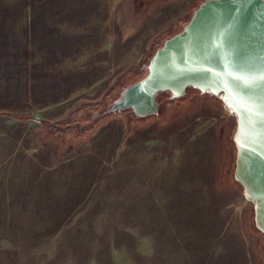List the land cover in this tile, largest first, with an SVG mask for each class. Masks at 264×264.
<instances>
[{"label": "rangeland", "instance_id": "374dc122", "mask_svg": "<svg viewBox=\"0 0 264 264\" xmlns=\"http://www.w3.org/2000/svg\"><path fill=\"white\" fill-rule=\"evenodd\" d=\"M204 1L0 0V264H264L221 103L108 112Z\"/></svg>", "mask_w": 264, "mask_h": 264}, {"label": "water", "instance_id": "95a60500", "mask_svg": "<svg viewBox=\"0 0 264 264\" xmlns=\"http://www.w3.org/2000/svg\"><path fill=\"white\" fill-rule=\"evenodd\" d=\"M188 88L218 99L234 119L233 179L264 236V0L204 1L108 112L155 116L158 93L175 100Z\"/></svg>", "mask_w": 264, "mask_h": 264}, {"label": "trees", "instance_id": "16d2710c", "mask_svg": "<svg viewBox=\"0 0 264 264\" xmlns=\"http://www.w3.org/2000/svg\"><path fill=\"white\" fill-rule=\"evenodd\" d=\"M169 39H170V38H169ZM167 40H168V39H167ZM165 41H166V40H165ZM165 41H164V42H165ZM152 57H153V56H152ZM146 67H147V66H144V67L142 68V69H143V72H141L142 74H144V76L146 75ZM144 76H143V77H144ZM143 77L141 76L140 78L142 79ZM131 85H132V84H131ZM191 90H192V89H191ZM166 94L169 95V93H167V92H165V93H158L156 97H159L160 95H166ZM126 110H127V109H126ZM132 114H133V113H132ZM133 115H134V114H133ZM134 117H135V116H134ZM135 118H136V117H135ZM232 148H233V147H232ZM234 182H235V181H234ZM235 183H236V182H235ZM236 184H237V183H236ZM237 185L240 187L239 184H237Z\"/></svg>", "mask_w": 264, "mask_h": 264}, {"label": "flooded vegetation", "instance_id": "af4514ba", "mask_svg": "<svg viewBox=\"0 0 264 264\" xmlns=\"http://www.w3.org/2000/svg\"><path fill=\"white\" fill-rule=\"evenodd\" d=\"M205 1H206V0H205ZM202 3H203V2H202ZM202 3H201V4H202ZM205 96H207V95H205ZM208 97H209V96H208ZM210 98H211V99H215L216 102L220 103L218 99L213 98V97H210Z\"/></svg>", "mask_w": 264, "mask_h": 264}, {"label": "bare ground", "instance_id": "6f19581e", "mask_svg": "<svg viewBox=\"0 0 264 264\" xmlns=\"http://www.w3.org/2000/svg\"><path fill=\"white\" fill-rule=\"evenodd\" d=\"M188 89H189V88H188ZM188 89H186V91H185L186 93H187V90H188ZM197 92H198V91H197ZM198 93H199V92H198ZM199 94H200V93H199Z\"/></svg>", "mask_w": 264, "mask_h": 264}]
</instances>
